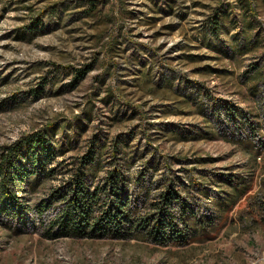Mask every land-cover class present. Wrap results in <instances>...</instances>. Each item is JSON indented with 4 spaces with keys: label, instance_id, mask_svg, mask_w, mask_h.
Returning <instances> with one entry per match:
<instances>
[{
    "label": "rangeland",
    "instance_id": "obj_1",
    "mask_svg": "<svg viewBox=\"0 0 264 264\" xmlns=\"http://www.w3.org/2000/svg\"><path fill=\"white\" fill-rule=\"evenodd\" d=\"M255 2L264 21V0ZM240 8L238 0H0V157L24 136L53 124L73 127L78 118L86 124L80 136L66 129L78 138L76 149L59 159L58 175L41 186L32 204L69 178L67 171L88 153L96 133L108 140L132 134V147L148 153L135 163L133 175L153 152L155 166L168 163L181 178L186 169L246 164L242 145L224 139L179 141L174 135L204 125L191 104L178 103L184 99V93L176 94L178 87L182 92L187 87L195 98L199 86L214 99L250 105L252 80L247 78L264 61V31L246 55L229 57L208 47L212 41L234 44L238 23L248 38L256 34L248 25L251 19L243 22ZM85 68L76 83V70ZM142 75L149 78L144 87L139 86ZM170 81L173 87L166 85ZM260 88L262 102L264 83ZM109 94L114 97L105 104L101 100ZM62 141L60 133L57 142ZM255 155L250 151L254 191L233 220L207 240L177 247L144 239H52L46 234L49 214L43 221L36 214L18 221L7 218L0 203V264H264V211L259 208L264 153L256 161ZM207 157L214 161L204 166L195 161ZM164 173L161 169L155 179Z\"/></svg>",
    "mask_w": 264,
    "mask_h": 264
},
{
    "label": "trees",
    "instance_id": "obj_2",
    "mask_svg": "<svg viewBox=\"0 0 264 264\" xmlns=\"http://www.w3.org/2000/svg\"><path fill=\"white\" fill-rule=\"evenodd\" d=\"M238 2L243 22L247 23L246 18L251 19L248 25L256 34L248 38L238 23L234 26L239 29L234 44H225L226 47L219 43L216 46L212 41L208 45L229 57L248 54L264 31V21L260 20L255 0ZM217 24L225 27L220 20ZM87 72L86 68L76 70L75 82L78 83ZM148 79L142 75L139 86L144 87ZM247 79L252 80L248 108L214 99L199 86L196 88L189 83V88H196L194 93L198 98L187 87L184 92L178 87L176 94L184 93L185 99L178 103L191 104L204 125L191 126L187 134L182 130L174 134L179 141L224 139L242 145L248 157L246 164L222 170L186 169L181 178L171 173L168 163L164 168L155 166L157 155L153 152L144 168L133 175L135 163L148 158V153L144 155L132 147V134L108 140L96 133L88 153L78 156L72 170L67 171L69 178L47 198L32 204L41 186L58 175L59 159L76 149V135H81L78 130L83 133L86 129L85 122L78 118L73 127L71 124L67 127L53 124L24 136L1 155L0 203L4 214L18 221H25L34 214L43 221L49 214L53 218L47 223L46 234L52 239H144L157 246L177 247L187 246L199 238L207 240L233 220L238 206L256 186V165L250 164V151L255 152V161L262 159L264 100L259 102V98L264 83V61L259 67H253ZM100 82L106 83L105 78ZM166 85L173 87V81ZM113 97L109 94L108 99L101 101L110 104ZM86 117L90 119L91 114ZM67 128L76 134L73 138L66 132ZM60 133L63 141L58 143ZM195 161L204 166L214 159L197 158ZM161 169H165L164 175L155 179ZM259 208L264 211L263 200Z\"/></svg>",
    "mask_w": 264,
    "mask_h": 264
}]
</instances>
